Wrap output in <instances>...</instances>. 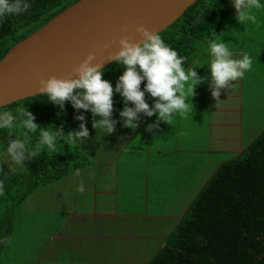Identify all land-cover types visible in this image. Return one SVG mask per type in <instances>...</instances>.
<instances>
[{"label":"crops","instance_id":"1","mask_svg":"<svg viewBox=\"0 0 264 264\" xmlns=\"http://www.w3.org/2000/svg\"><path fill=\"white\" fill-rule=\"evenodd\" d=\"M257 10L262 16V21L254 23L263 29L259 35L246 21L237 19L235 9L234 13L227 11L228 18L216 32L197 41L190 65H197L204 79L195 87L197 97L185 117H176L161 129L157 122L149 129L151 119L140 118L139 113L135 130L124 126L120 117L114 132L82 138L76 147L86 158L79 168L81 177L69 172L49 184L62 182L66 188L30 203L24 229L13 243L16 251L11 253V264H127L130 251L141 242L152 241L154 225L166 226L167 218H172L171 229L154 242L153 254L162 246L196 194L225 161V146L213 144L212 134L220 133L218 138L224 143L232 138L233 150L226 151L237 155L264 130V9ZM216 36L228 44L235 58L243 52L252 58L251 69L231 86L221 88L219 100L212 96L207 65L211 59L208 41ZM81 179L87 193L76 191ZM36 205L40 206L33 209ZM22 234L30 238L23 241Z\"/></svg>","mask_w":264,"mask_h":264},{"label":"trees","instance_id":"2","mask_svg":"<svg viewBox=\"0 0 264 264\" xmlns=\"http://www.w3.org/2000/svg\"><path fill=\"white\" fill-rule=\"evenodd\" d=\"M76 1L31 0L27 13L5 18L0 23V59L15 43ZM222 16L221 6L196 0L158 34L186 57L184 64L188 67L197 52V41L211 35ZM102 69L103 78L115 88L125 66L115 60ZM143 86L144 82L141 88ZM145 99L150 105L156 98L145 93ZM113 102L112 117L119 115L124 106L119 93H114ZM128 103L131 106V102ZM21 106L31 111L39 126L36 132L28 133L30 148L38 141L41 128L61 130L66 135L79 130L81 121L76 119L77 115H84L87 128L99 118L90 110L75 109L68 101L61 107L48 101L42 93L2 106L0 111L8 110L17 115L15 109ZM19 119L17 115V123L11 130L0 129V148L6 149L10 140L24 139ZM57 143L56 152L48 153L45 148L34 157L26 154V169L3 175L5 191L0 195V240L6 237L9 240L0 243V264L12 263L13 243L19 234L14 231L22 229L21 219L25 220L31 209L28 203L23 210L25 198L39 187L81 168L78 159L85 157L81 151L76 147L67 148L63 138ZM146 264H264V130L237 155L219 164Z\"/></svg>","mask_w":264,"mask_h":264},{"label":"clouds","instance_id":"3","mask_svg":"<svg viewBox=\"0 0 264 264\" xmlns=\"http://www.w3.org/2000/svg\"><path fill=\"white\" fill-rule=\"evenodd\" d=\"M237 10V19L255 23L257 16L254 9H264V0H232ZM31 8V0H0V23L10 16H18L27 13ZM144 39L140 43H132L127 38H121L120 50L116 53V60L124 65L125 69L119 76L113 87L112 83L103 78V69L99 64H94V53H89L86 58L74 68L77 73L75 79H63L55 76L47 80L41 79V93L47 100L64 106L65 101L72 104L75 109L90 110L94 116L93 127L101 130L104 134L115 131L116 121L112 119L114 108L113 95L119 93L124 100V106L119 115L123 118V124L135 130L138 127V114L143 112L147 116L156 115L158 121L169 123L176 117H183L188 114L193 104L191 97L194 89L202 81L196 71L197 65L185 67L186 57L165 42L158 33L151 32L143 25L137 26ZM208 41L210 54V70L212 96L219 100L220 89L231 86L233 81L244 76L245 72L252 67V58L247 52H243L238 58L228 44L223 42L219 36ZM144 82L143 88L141 84ZM145 93L156 98L153 106H149L145 99ZM131 102V106L129 103ZM21 117L18 123L24 129V139L17 138L10 140L5 150V155L0 159V173L7 175L10 171H23L26 169L24 161L27 155L36 156L42 149L53 153L58 150V139L63 138L70 147H78L81 138L89 135V130L84 124V115L76 116L81 121L79 130H73L66 135L61 130L40 129V135L35 146H28V133L36 132L38 124L34 115L24 106L15 109ZM17 115L13 112L0 111V129L11 130L17 123ZM157 125H149L152 129ZM27 154V155H26ZM2 162H9L10 171L3 172ZM14 166V167H13ZM74 175L81 177V169L75 168ZM5 179L0 177V195L5 191ZM77 192L85 191L84 181L81 179L76 188ZM9 238L0 240L5 243Z\"/></svg>","mask_w":264,"mask_h":264},{"label":"water","instance_id":"4","mask_svg":"<svg viewBox=\"0 0 264 264\" xmlns=\"http://www.w3.org/2000/svg\"><path fill=\"white\" fill-rule=\"evenodd\" d=\"M196 0H77L15 43L0 59V107L41 93V79H75L89 53L101 68L116 60L121 38L140 43L143 25L166 29Z\"/></svg>","mask_w":264,"mask_h":264},{"label":"rangeland","instance_id":"5","mask_svg":"<svg viewBox=\"0 0 264 264\" xmlns=\"http://www.w3.org/2000/svg\"><path fill=\"white\" fill-rule=\"evenodd\" d=\"M202 2H208V3H215V4H219L220 6H224L225 8H226V11L224 12L223 11V16L221 17V19H220V23L222 22V21H225V18H228L227 16V11L229 12V13H234V11H235V8H234V6H233V3H232V0H201ZM254 12H255V15L257 16V20H261L262 21V16L260 15V12L258 13V10L257 9H254L253 10ZM228 13V14H229ZM237 13V12H236ZM245 22V21H244ZM247 22V27L248 26H252V27H254L256 30H257V32H258V35H259V33L260 32H263V27H262V22H260V27L259 28H261L262 30H259L256 26H255V24L253 23V22H251V21H246ZM220 23H219V25H218V27H220ZM214 32H216V31H214ZM213 32V33H214ZM200 43L202 44V41H200ZM201 47V46H200ZM200 47H198V48H200ZM198 52H199V49H198ZM255 93H257V92H255ZM254 93V94H255ZM196 97H197V95H196V93H195V91H194V95L191 97V101L193 102V99H196ZM246 109H249V107H246ZM248 112V111H247ZM141 114V116H140V118H142V117H144V118H147V119H151V125L152 124H155V123H157V122H159V126H160V129L167 123V122H165V121H158L157 120V117H156V115H153V116H147L146 114H144L143 112H141L140 113ZM186 115H184L183 117H185ZM120 119V115L119 116H117V118H113V120L114 121H116V123H119L118 122V120ZM175 119V118H174ZM144 121H145V119H144ZM198 121H202V120H198ZM89 130V135L88 136H90L91 134L90 133H103L101 130H99V129H95L94 127H91V128H89L88 129ZM220 135V133H213L212 134V136H215V137H213L212 139V142H213V144H220V145H222V146H225L224 147V149H223V151H225L224 152V160H229V159H231L233 156H235V155H231V153H228L226 150H229V151H232L233 149H232V146L230 145V144H232L233 142H232V138H230L226 143H224V139H220V138H218V136ZM223 135H225V133H223ZM96 135H94L93 137H95ZM225 137H227V136H225ZM81 140H82V138H81ZM231 142V143H230ZM67 145H68V143H67ZM70 146L68 145L67 146V148H69ZM71 148H73V147H71ZM214 149V148H213ZM4 155H5V150H4V148H0V159H2L3 157H4ZM218 156H220V155H218ZM85 159L86 158H82V157H79V159H78V161H81V162H84L85 161ZM2 168H3V172L4 173H6V172H9L10 171V165H9V162H2ZM10 173H11V171H10ZM3 175L4 174H2V173H0V177H3ZM63 187L64 188H66V185H63L62 184V182H60L59 184H55V185H47V186H41V187H39L37 190H34L33 192H31L26 198H25V201H23V203H22V208H23V210H25V205H27L28 203H31V202H35V201H41L42 199H44L47 195H49L50 194V192L53 190V192L54 193H56V189H58L59 188V192L61 191V190H63ZM88 192V190H86L85 189V191L83 192V193H87ZM60 194H64V192H62V193H60ZM40 205H36L33 209H35V208H38ZM15 219H17V218H14V220ZM168 219V221H167V225L166 226H161V225H158V224H155L154 225V228L153 229H155V232H154V234L152 235V236H150V240H152V241H148V243H140L138 246H137V248L134 250V251H130L129 252V254L130 255H132L133 256V258H131V257H129L127 260H128V262H127V264H145V262L147 261V260H149V258H150V256H152L153 255V252H154V249H153V246H154V242H158V238H160L161 236H162V234L164 233V232H166V231H169L170 229H171V226H173V223L171 222L173 219L172 218H167ZM175 219V218H174ZM177 219V221L179 220L178 218H176ZM38 222H39V220H37ZM147 222H150L149 221V219L148 220H146ZM176 221V222H177ZM152 223H153V221H152ZM172 224V225H171ZM20 225L22 226V227H24V218H22L21 219V223H20ZM27 226V225H26ZM13 227H15V225H14V222H13ZM22 229H24V228H22ZM21 229V230H22ZM21 230L20 231H14V234H18V233H20L21 232ZM26 231V230H25ZM22 233V232H21ZM24 233V232H23ZM22 239H23V241L25 240V239H29L30 237H29V235L28 234H22L21 236H20ZM24 237H26V238H24ZM36 239V238H35ZM39 243V242H38ZM38 243H36V244H38ZM140 246H141V250L142 251H140ZM16 251V250H15ZM15 251H13V252H15ZM18 251V250H17ZM21 251V250H20ZM3 252H5V250L3 251ZM2 252V253H3ZM37 252V251H36Z\"/></svg>","mask_w":264,"mask_h":264}]
</instances>
